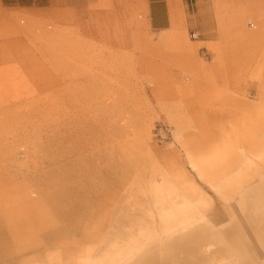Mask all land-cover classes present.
Returning <instances> with one entry per match:
<instances>
[{
  "label": "rangeland",
  "instance_id": "rangeland-1",
  "mask_svg": "<svg viewBox=\"0 0 264 264\" xmlns=\"http://www.w3.org/2000/svg\"><path fill=\"white\" fill-rule=\"evenodd\" d=\"M193 2L2 0L0 264H264V0Z\"/></svg>",
  "mask_w": 264,
  "mask_h": 264
},
{
  "label": "bare ground",
  "instance_id": "bare-ground-1",
  "mask_svg": "<svg viewBox=\"0 0 264 264\" xmlns=\"http://www.w3.org/2000/svg\"><path fill=\"white\" fill-rule=\"evenodd\" d=\"M64 191H60V193L58 192L57 193V196H55V198L52 199V206L53 207L57 206L59 208V210L61 209L60 210V213H58V216H59L58 217V220L61 223V226L58 229L54 230L53 232L47 233L46 235H44L43 238H42L44 241L49 242V241H53V240H55L57 238L59 239L60 237H62V235H64V234L67 235V233L72 232L76 228H78L79 223H77V221L75 220L76 219L75 216L81 215L83 212H86L87 211V213L89 214V216L95 217L97 211H100V212L103 213V211L106 208L105 205L102 206V204H100L99 202L98 203L95 202L94 199L89 198V197H83V196H80L79 195V196H77L76 198H73V199L72 198H65V192ZM96 201H98V200H96ZM107 209H108V215H110L112 213V211L114 210V207L111 206V205H109V206L107 205ZM113 213H114V211H113ZM118 213H119V211H118ZM150 239H151V237H149L147 239L145 237L144 240L145 241H149ZM124 250H123V252H124ZM119 259H120V257H119Z\"/></svg>",
  "mask_w": 264,
  "mask_h": 264
},
{
  "label": "crops",
  "instance_id": "crops-1",
  "mask_svg": "<svg viewBox=\"0 0 264 264\" xmlns=\"http://www.w3.org/2000/svg\"><path fill=\"white\" fill-rule=\"evenodd\" d=\"M140 3L147 25L156 32L187 24L194 5L193 0H140Z\"/></svg>",
  "mask_w": 264,
  "mask_h": 264
},
{
  "label": "built area",
  "instance_id": "built-area-1",
  "mask_svg": "<svg viewBox=\"0 0 264 264\" xmlns=\"http://www.w3.org/2000/svg\"><path fill=\"white\" fill-rule=\"evenodd\" d=\"M192 37H195V34L194 33L192 34Z\"/></svg>",
  "mask_w": 264,
  "mask_h": 264
}]
</instances>
